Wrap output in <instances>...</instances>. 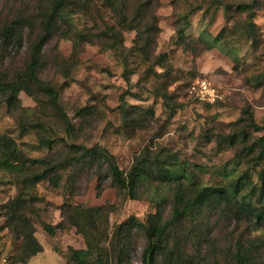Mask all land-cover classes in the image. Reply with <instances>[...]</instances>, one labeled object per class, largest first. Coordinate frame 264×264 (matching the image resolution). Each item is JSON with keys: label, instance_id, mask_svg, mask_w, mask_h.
Masks as SVG:
<instances>
[{"label": "rangeland", "instance_id": "obj_1", "mask_svg": "<svg viewBox=\"0 0 264 264\" xmlns=\"http://www.w3.org/2000/svg\"><path fill=\"white\" fill-rule=\"evenodd\" d=\"M55 1L0 0V25L20 14L31 25L22 48L12 42L2 52L6 78L30 60L41 16ZM73 1V12L59 19L44 43L37 75L58 88L74 129L66 128L36 84L18 93L14 107L0 95V131L16 140L24 156L47 157L59 175L57 185L50 178L29 184L30 169L0 164V264H69L77 255L73 249L84 250V264H148L147 216L170 218L173 183L147 179L133 198L113 183L106 164L78 162L73 144L108 148L126 173L139 160L160 158L173 163L174 177L183 175L195 188L225 187L234 197L204 207L184 223L191 231L179 228L174 239L197 264H236L239 251L264 264V225L244 207L264 206V151L253 149L264 134V0H258L251 38L247 12L235 6L226 12L216 0H153L156 45L144 52L134 46L135 31H124L117 41L99 37L107 25L122 29L123 13L108 10L104 0ZM137 3L126 9L127 21ZM197 78L211 81L224 99L192 98L187 89ZM44 167L31 163V177ZM70 205L101 207L89 236L93 250L72 222ZM81 218L87 221L86 213ZM28 231L42 245L30 257ZM166 252L157 254L156 264H177Z\"/></svg>", "mask_w": 264, "mask_h": 264}, {"label": "trees", "instance_id": "obj_2", "mask_svg": "<svg viewBox=\"0 0 264 264\" xmlns=\"http://www.w3.org/2000/svg\"><path fill=\"white\" fill-rule=\"evenodd\" d=\"M132 1L133 0H104V3L108 6V10L123 13V21L121 23L122 29H118L113 24L107 25L105 27L106 30H104V33L100 34L99 37L105 36L114 38V40L117 41L118 38L120 39L123 37L124 31L132 30L136 32L134 46L137 50L144 52L143 50L146 51L147 48L149 50L151 48L155 49L158 27L155 24L157 19L152 8L153 0H138L135 15L127 21L126 9L129 8ZM70 2L75 3L73 0H56L50 8L44 11V14L41 16L42 31L37 35L38 39L32 46V52L31 44L30 47H28L31 58L23 67L21 66L19 68L20 70L13 79L6 78L8 76L5 75L7 71L2 52L5 51L12 42L19 45L20 48L24 46L26 43V35L28 39V33L26 31L29 28L28 26H31L29 25L30 17H27L25 14H20L11 22L0 25V95L2 96L3 102L9 107H14L19 102L18 93L22 90L28 91L31 83L36 84L41 89V93L48 97L49 103L59 111V114L63 117L64 124H66V128L72 130L74 129V125L59 103L60 94L58 93V88L42 80L37 75V70L43 55L44 43L58 30L59 19L68 18V14L74 10L68 9ZM216 2L225 5L226 12H230L234 6L237 10L247 12L245 18L246 24L244 26L245 32H247L249 38L256 34L254 15L255 9L259 4L258 0H253L252 2L240 1L238 3H225L222 0H216ZM78 3H80V0H78ZM184 17L187 18V15H184ZM224 31L225 29H222L221 34H223ZM180 37L182 39L186 38L184 29L180 30ZM160 58H163V54L157 56V59ZM191 82L187 90L192 98L198 100L196 95L189 90L192 85ZM223 99L224 97L215 102H220V100ZM70 147L72 153L79 156L78 162H86L91 165L95 161H98L101 165L103 163L106 164L112 176L113 183L133 198L138 196L140 188L147 179L153 181L154 178H157L160 182H168V180H170V183H173L171 187L173 198L171 199V210L169 212L170 218L165 219L160 212H155L147 216V223L145 224L147 247L144 253V261L148 262V264H156L157 254L168 250L171 258L176 259L177 264H197L193 256L190 258L185 254V250L181 249L178 244L179 242L174 238L177 233H179V228H183L184 233L185 231H191V228H187L184 223L189 219H195L199 216L204 207L209 204H221L234 197L228 189L221 186L208 185L195 188L194 183L189 182L183 175L174 177V170L171 167L173 163L162 162L160 158H152L149 163H147L148 158L142 161L139 160L138 163L133 164L126 173L121 169L114 155L104 146L95 145L87 147L84 144H73ZM254 147H259V152H261V150L264 151V134L253 142V149ZM31 163L34 165V168L38 167V165L46 167L40 171H34L31 177ZM0 164H4L11 169H17L19 171H23L25 168L30 169V175L28 174L25 177V180L29 182V184L45 178L52 179L55 185L59 183V175L56 173L57 166L52 164L47 157L31 159L30 157L24 156L16 140L10 134L1 131ZM260 175L264 177V170L261 171ZM70 207L73 210L72 215H70L72 216V222L84 233L90 244L89 248H91L92 244L89 240V236L94 230L95 217L97 216H95V214H97L101 207L84 208L80 205L74 207L70 205ZM244 207L250 209L256 218V222L264 225V206L258 208L256 206L244 205ZM85 213L87 221L81 218V215ZM46 229L49 232H55V227L51 225L47 224ZM25 238L27 242V256H33L42 250L41 243H39L32 231L26 232ZM73 252L77 253V255L75 254L73 257L75 260L74 262L68 261L69 264H84V259L81 256L84 250L73 249ZM247 258L245 253L239 251L236 256V264H262V261L258 258L257 261Z\"/></svg>", "mask_w": 264, "mask_h": 264}, {"label": "built area", "instance_id": "obj_3", "mask_svg": "<svg viewBox=\"0 0 264 264\" xmlns=\"http://www.w3.org/2000/svg\"><path fill=\"white\" fill-rule=\"evenodd\" d=\"M189 90L196 95L199 101L215 102L224 97V93L205 78L195 79Z\"/></svg>", "mask_w": 264, "mask_h": 264}]
</instances>
